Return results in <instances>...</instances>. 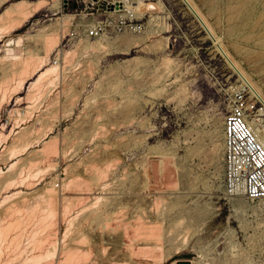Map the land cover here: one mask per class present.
<instances>
[{
  "label": "rangeland",
  "instance_id": "1",
  "mask_svg": "<svg viewBox=\"0 0 264 264\" xmlns=\"http://www.w3.org/2000/svg\"><path fill=\"white\" fill-rule=\"evenodd\" d=\"M21 1L28 6L44 2L9 0L1 11L16 3L20 6ZM195 1L224 37L232 54L264 90V44L259 41L260 36L264 37V0H252L253 9L240 18L229 7L238 0ZM147 2L162 4L155 11L145 12V29L156 14L163 15L167 23L153 42L121 41L123 37L142 40L143 34L128 30L87 37L85 28L103 16L86 15L80 9L62 8L61 4L57 8L54 0H45L33 16L0 38V57L12 48L24 54L32 51L38 58L45 56L47 40L54 34L57 44L52 46L55 39L50 41L52 53L44 68L53 63L63 66L56 86L48 94L37 90L30 97L29 81L9 92L10 101L0 102L1 120L8 126L5 133L13 129L0 144V187L5 179L13 177L9 188H0V203L6 195L15 193L0 204V217L8 202L43 205L42 191L53 184L50 188H55L58 214L51 216L57 222L50 219V224L55 223L46 232L57 228L56 244L60 245L66 234L69 247L78 246L82 220L78 214L84 209L86 240L81 247L93 251L92 255L106 247L116 263L129 261L126 247L119 245L120 231L102 229L99 220L89 218L96 205L94 200L101 196L97 204L114 202L121 206L117 214L121 226L139 221L136 218L143 216L141 206L146 207L144 216L162 223L157 224L163 237L156 253L162 251L163 264H264V198L250 200L225 193L224 117L229 107V89L243 83L183 0ZM68 14L73 19L63 29L60 22ZM81 40H100L107 46L88 53L79 47L73 52ZM44 92L47 91L41 93ZM16 107L22 109L21 118L15 114L8 122ZM22 127L32 128L24 134L30 136L28 140L23 135L25 141L19 139L26 131ZM36 129H42L40 135ZM51 140L57 145L55 153L49 152L52 156H48L44 150V157L43 147ZM166 154L177 174V183L172 185L165 182L168 175L164 177L158 169L152 172L153 178L148 176L154 163L161 168L160 160ZM27 167L39 174L27 178ZM69 199L71 206L65 205ZM27 245L25 239L21 252L1 264H16L24 256L17 264L22 263L30 253L31 246L27 249ZM57 257H53L52 264H62Z\"/></svg>",
  "mask_w": 264,
  "mask_h": 264
},
{
  "label": "bare ground",
  "instance_id": "2",
  "mask_svg": "<svg viewBox=\"0 0 264 264\" xmlns=\"http://www.w3.org/2000/svg\"><path fill=\"white\" fill-rule=\"evenodd\" d=\"M8 1L9 0H0V38L5 33L10 32V30L13 29L15 26L16 27H17V25L20 26L22 22L26 21L28 18L33 16L35 14V12H37L41 8V6L44 5V3H45V0H44V2H42V1L37 2L36 1L37 3L35 2L34 5L28 6V3H26L27 5L25 3L22 4L23 1H21L22 5L19 6V4L16 3V5L14 4V5H11L9 7L7 6V8L4 9V11H1L2 6L4 4L7 5ZM183 1L187 5L189 10L193 13V15L196 17V19L199 21L200 25L206 31L207 35L213 40V42L215 43V45L217 47L216 49L226 59L228 65L231 68H233L234 71L238 74L239 79L242 81L243 85L250 86L253 90H255L256 92H258L260 95H262L264 97L263 88L259 85V83H257L253 79L251 74L243 67L241 61H239L232 54V52L229 50L228 44L226 43L224 37L221 36L217 32L215 25L210 21L208 15L202 10V8L199 6V4L195 0H183ZM122 2L124 3L125 7L131 9L138 16H142V15L144 16L145 12L149 11V10L155 11L158 8H161V4H162V3H160L161 1L158 3H154V2H147V0H122ZM49 4H50V2H49ZM6 5H5V7H6ZM54 5L58 8L60 5V0H54ZM229 7H230V9L234 10V13L239 14V18H240L244 12L250 11L253 9V1L252 0H238L237 2L230 4ZM72 19H73L72 15H69V14L66 15L65 17H63L61 19L62 21L60 22V27L63 29L68 28V26L71 24ZM164 19H165V17L163 15H159V14L153 15L149 19V28L144 29L142 32H140V34H143V37H141L142 40H136L135 39L133 41L129 37H123V38H121V41L130 42V43L131 42L137 43L138 41L139 42L145 41L144 39H146V41L150 40L153 42L154 39H156V37H158V35L161 34V29L167 27V23H166V21H164ZM230 29L232 30V29H234V27H231ZM67 31H68V29H67ZM53 35H52V39L48 37L50 39V40H47V42H49V46H48L49 48L46 47L45 56H43V57L37 58V57L33 56V54L31 53L32 51L27 52L28 54H24V53H21V51L19 49L17 50V49H12V48H8L7 54H4L2 57H0V102H1V100L3 101L4 99H7L8 101H10L12 94L9 92L11 90H14V92H15V90H17L18 88L23 87L27 83L29 84V81H31L30 85L28 86V89L30 90V93H31L29 95L30 97L34 96V95H32V91L37 92V90H38V93H40V94H48V91H50L52 88H54L56 86V83L58 82V79H59L60 71L63 69L62 68L63 66L60 68L59 64L53 63L52 65L49 64L50 66L49 67L47 66L48 68H46V69L44 68V65L47 64V62H49L50 55L52 53L51 47L54 46L55 44H57V41H56L57 37L53 38ZM168 38H169V36L164 37L166 44H167ZM46 39L47 38H45L44 40H45V44L47 45L48 43H46ZM52 40H54V43L51 46L50 41L53 42ZM21 41H22V37H19L17 39V43L20 44ZM259 41L264 44V37L260 36ZM76 46L77 47H76V49H74L73 52H75L79 47H81L83 50L87 51V53H88V51H90V50L104 49L107 45L104 44L100 40H95V41L89 40V41H84V42H82V40H81ZM1 48H4V47H1ZM89 54H90V52H89ZM84 55H85V52H84ZM57 57H58V55H57ZM36 75H38V76L35 79ZM43 91H47V92L41 93ZM40 94H38V96ZM20 100H21V98L16 99L15 104H18V102ZM0 110H1V107H0ZM21 110L22 109H19V107L18 108L17 107L12 108V110L10 112L11 114L9 115L10 118H8L7 121L8 122L11 121V118L14 116L16 117V115H19V113L21 115V112H22ZM24 113L28 114V111L24 112ZM20 118H21V116H20ZM22 118H23V116H22ZM3 121L4 120H1V114H0V144L2 142H4L5 140H7L9 138V135L12 134V132H13V129H11V131L8 134L5 133L6 128L8 126H6L7 122L6 121L3 122ZM14 121H17V120H14ZM18 124H19V122H18ZM254 128H255V131L258 135V138L264 144V126H262L260 124H255ZM25 129H26V127H25ZM31 129L30 130L26 129V131L23 130L24 132L21 133V136L19 135L20 136L19 139L22 137V135H23V137H25L24 134H27L29 131H31ZM39 130H42V129H39ZM39 130H37L38 135H40ZM37 131H35V133ZM30 134L32 135L31 132H30ZM28 137H30V136H26L25 138L27 139ZM54 137L55 136H53V138ZM34 140H35V138H34ZM55 140H56V138H55ZM20 141H21V139H20ZM24 141H25V139H24ZM49 141L46 142L48 144V145L46 144L48 150H46V145L45 146L43 145L45 147V148L43 147V152H44L43 155H45L44 157H46V155L49 152L55 153V145L56 144H55V142H52V140H51V143ZM29 142H30V140H29ZM25 143H26L25 147L27 148V145H29V144L27 143V141ZM13 144L14 143H12V145ZM15 144H14V146L17 145V144L15 145ZM12 145H11V150L13 149ZM18 145H21V144H18ZM22 146H24V145H22ZM23 149H22V151H24ZM14 150L15 149H13V151L11 152L12 155L14 153ZM44 150L47 152V154ZM56 151H58V150H56ZM8 152H10V148H9ZM19 152H21V151H19ZM56 153H58V152H56ZM48 156H52V154L51 155L48 154ZM220 157H221V155H220ZM16 163H17V161L13 162L10 165V168H12ZM31 164H29V165H31ZM35 164H37V163H35ZM154 164L152 165L153 170L148 173L149 178L150 177L153 178L152 172L157 171L156 169H158L159 173H161V175H163L164 177H165V175L166 176L168 175V180L167 181L164 180L165 182H167L168 185H172V184L177 183L176 180L174 179V177L177 174L176 175L174 174L175 170L172 167L173 161L171 160L170 157H168L167 154L164 155V157H162L160 160L161 168L157 165H154ZM27 169L29 170L28 167H27ZM22 172H23V170H22ZM17 173H15V174H17ZM38 174H39V171H36L35 173H33L32 169H30L28 171V173L26 174V177L28 178L31 176V178H32V176H37ZM146 174H147V171H146ZM12 178H10V176H9V178L5 179L2 182L1 187L2 188H9L10 185L13 184L11 181ZM72 180L73 179L70 180L71 183H72ZM147 180L149 181L150 179H147ZM50 182H51V180H50ZM68 183H69V180H68ZM68 183H67V185H68ZM71 183H70V185H71ZM149 183H150V181H149ZM162 183H164V182H162ZM51 184H52V182H51ZM145 185H146V183H145ZM50 187H48L44 191H42L44 193H43V195L40 196L43 199V201L45 202L44 204H43V202L41 203L43 205H40L38 203L35 206H31L29 203L30 206H28V204H26L27 205L26 206L25 204L20 203L19 201L15 202L16 204L15 203L10 204L8 202L9 205L2 212L3 213V214H1L2 217H0V264L4 263V262H8L9 258L12 259V257H10V256H12V254H16V252H18L19 249L22 248V242L25 239L28 241L29 245L31 246V249L28 252L25 251L27 253H29V252L30 253L29 254L26 253L27 255H25V258L22 259L23 261L20 264H52L51 260L53 259V257H57L56 255L59 256L60 259L57 257L59 260L62 259V261H60V262H62V264H87V263L88 264H128L129 261H132V263H134V264H142L143 261L145 262V264H163L164 263L165 256L163 254H161L162 251H161V253L159 252V254L156 253V249L157 250L160 249L159 246H161V244H162V243H160V241H161V238L163 236L160 233L161 232L160 227H159V231L157 230L158 226H159V225L157 226V224H159L161 222H159V220H157V219L156 220L149 219L148 216H144V213L146 211V207L141 206V209L143 211V216L141 215L139 218H136L139 221L136 220L137 222L132 223L131 225L128 222L129 224L126 223L128 226L126 224L121 226V224H123V223L122 222L119 223L120 217L117 216V214L121 212L120 211L121 206L116 205L114 202H109L105 206L99 205L100 203L97 204V202L102 198L101 196L96 197L97 200H94L96 202L94 204H96V205H93L94 208L90 211L89 218L96 219L97 221L99 220L98 226H100V228H102V229H109V230L111 229V230H115V231H118V230L120 231V234H119L120 243H119V245L126 247L129 261H126V262L124 261L123 263H116L115 262L116 260L111 257L110 253L107 252L106 247H102L103 248V249H101L102 252L100 254H95V255L91 254V253H93V251L90 252V251L86 250V248L84 249L81 247V246H83L82 243L84 244V242L86 240V235L83 231V224H84L85 220L87 219L86 216L84 215V212H85L84 209H82V210L80 209V212L78 214L82 218V220H80V222H79V225L81 227V231L77 235V240H76V243L78 242V246H76L75 249H74V245H73V247L72 246L69 247V245L67 243V239L65 237L66 234H64L63 239L61 238L62 239L61 244L59 245L58 242L56 244L55 242L57 241V239L54 240V238L57 234V231H56L57 228L54 231L53 230L51 231V229H50L46 232L47 229L51 228L52 225L55 222H57V220L54 218L55 217L54 214H55V212H56V214H58L56 211L57 208H56L55 198H57V197H56L55 191H54L55 188L53 187L54 188L53 189ZM66 188L67 187H65L64 190ZM68 188H69V186H68ZM6 190L3 189V191L7 192ZM0 192H1V190H0ZM19 193H20V191H19ZM14 194L6 195L3 198V202L5 200L12 199L11 197ZM61 195L63 196L62 193H61ZM37 197L39 199V196H37ZM77 199L79 200V198H77ZM80 199H81V197H80ZM154 199H157V197ZM2 203H0V204H2ZM66 204H69V205L71 204L70 199H69V201H67L65 203V205ZM69 205H67V206H69ZM70 206H69V208H70ZM93 206H91V207H93ZM66 207H65V209H66ZM89 207H88V209H89ZM59 208H60V206H59ZM63 211H64V209H63ZM65 211L67 212V210H65ZM66 212H62V213H64V215H65ZM51 215L54 217H52ZM53 218L55 219V222H53V224L52 223L50 224L49 221H50V219L53 220ZM121 221H123L122 218H121ZM161 226H162V223H161ZM131 229L132 230L134 229V231L132 232ZM55 231H56V234H55ZM125 237H126V239H125ZM123 238H124V240H123ZM74 242H75V240H74ZM24 243H26V242H24ZM25 245L26 244H24V247H25ZM29 245H27L28 246L27 249H29ZM58 245H59V247H58ZM24 247H23V249H24ZM20 250H22V249H20ZM24 250H26V249H24ZM20 252L21 251H19V253ZM5 255L7 256V258L4 259ZM23 257H20V258H23ZM19 259H18V262H20V260H21V259L20 260ZM16 262H17V260H16ZM12 263H13V261H12ZM172 264H175V262ZM193 264H196V262H193Z\"/></svg>",
  "mask_w": 264,
  "mask_h": 264
},
{
  "label": "built area",
  "instance_id": "3",
  "mask_svg": "<svg viewBox=\"0 0 264 264\" xmlns=\"http://www.w3.org/2000/svg\"><path fill=\"white\" fill-rule=\"evenodd\" d=\"M62 8L80 9L86 15H101L85 28L90 38L123 31L140 33L146 28L144 15L124 6L122 0H60ZM224 117L225 193L250 200L264 198V144L254 125L264 126V97L248 85L229 89Z\"/></svg>",
  "mask_w": 264,
  "mask_h": 264
},
{
  "label": "trees",
  "instance_id": "4",
  "mask_svg": "<svg viewBox=\"0 0 264 264\" xmlns=\"http://www.w3.org/2000/svg\"><path fill=\"white\" fill-rule=\"evenodd\" d=\"M180 264H187V262H180Z\"/></svg>",
  "mask_w": 264,
  "mask_h": 264
}]
</instances>
